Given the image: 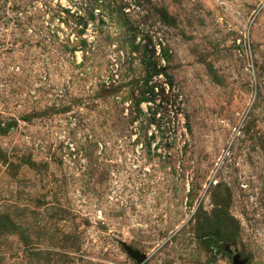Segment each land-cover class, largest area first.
Wrapping results in <instances>:
<instances>
[{"label":"rangeland","instance_id":"1","mask_svg":"<svg viewBox=\"0 0 264 264\" xmlns=\"http://www.w3.org/2000/svg\"><path fill=\"white\" fill-rule=\"evenodd\" d=\"M232 249L264 264V0H0V264Z\"/></svg>","mask_w":264,"mask_h":264},{"label":"water","instance_id":"2","mask_svg":"<svg viewBox=\"0 0 264 264\" xmlns=\"http://www.w3.org/2000/svg\"><path fill=\"white\" fill-rule=\"evenodd\" d=\"M129 253L134 257L137 261L143 262L145 259V256L143 254H140L137 250L128 249ZM232 253V264H245V260L239 258V254L236 251V249L230 250Z\"/></svg>","mask_w":264,"mask_h":264}]
</instances>
